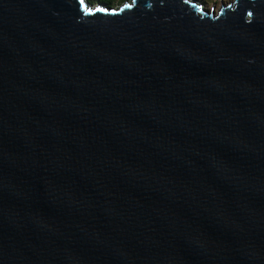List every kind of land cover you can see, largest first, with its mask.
<instances>
[{"label": "water", "instance_id": "1", "mask_svg": "<svg viewBox=\"0 0 264 264\" xmlns=\"http://www.w3.org/2000/svg\"><path fill=\"white\" fill-rule=\"evenodd\" d=\"M0 264H264V0H0Z\"/></svg>", "mask_w": 264, "mask_h": 264}, {"label": "rangeland", "instance_id": "2", "mask_svg": "<svg viewBox=\"0 0 264 264\" xmlns=\"http://www.w3.org/2000/svg\"><path fill=\"white\" fill-rule=\"evenodd\" d=\"M123 1H127V0H112L111 5H107L106 3L104 4L109 7H115L117 5H120ZM196 1L201 3L202 7L205 10H208L210 7H212L213 10H216L221 4H225L231 0H196ZM90 2L91 3H103V2L96 1V0H90Z\"/></svg>", "mask_w": 264, "mask_h": 264}, {"label": "trees", "instance_id": "3", "mask_svg": "<svg viewBox=\"0 0 264 264\" xmlns=\"http://www.w3.org/2000/svg\"><path fill=\"white\" fill-rule=\"evenodd\" d=\"M96 1L106 3L107 5H111V2H112V0H96Z\"/></svg>", "mask_w": 264, "mask_h": 264}]
</instances>
